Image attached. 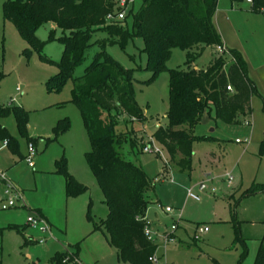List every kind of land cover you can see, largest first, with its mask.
Instances as JSON below:
<instances>
[{"label":"rangeland","instance_id":"1","mask_svg":"<svg viewBox=\"0 0 264 264\" xmlns=\"http://www.w3.org/2000/svg\"><path fill=\"white\" fill-rule=\"evenodd\" d=\"M4 1L0 0V125L17 142L6 146L0 138V170L16 185L26 205L18 201L14 207L0 208V259L3 264H53L52 258L65 252L75 254L68 264H129L118 259L105 231L94 229L109 210L86 160L91 145L81 114L70 101L72 81L67 79L58 88V68L42 56L59 59L63 44L51 40L42 52L31 46L15 24L4 18ZM142 4L143 0H133L126 19L111 23L123 22L132 30ZM214 21L226 51L207 47L193 65L206 69L215 53L231 57L234 49L255 90L251 109L239 123L217 119L214 107L205 112L194 128L198 138L193 143L190 170L171 162L167 150L153 137L157 124L168 123L169 70L186 69L188 51L174 48L166 69L152 82L143 83L153 70L147 65L142 36L106 47L123 66L135 69L136 98L145 119L122 121L119 131L134 130L135 134L116 148L154 179V186L146 192L149 208L145 216L162 264H254L264 235V191L259 189L264 184V8L252 10L247 0H219ZM52 30L56 39L62 35L60 27L47 22L38 28L37 36L47 40ZM110 35L105 29L92 33L93 45L75 74H82L101 50L97 41ZM17 115L26 118L22 124L26 132ZM64 119L70 126L57 131L55 127ZM31 140L38 150L33 167L24 159ZM151 142L161 153L143 150ZM62 159L67 171L87 187L78 195L66 193V178L57 171ZM228 174L233 176L231 181ZM3 190L0 182V198ZM166 207L173 211L166 212ZM37 212L47 223V232L27 225ZM10 224L22 231L9 228ZM172 225L177 226L174 231ZM198 226H208L209 231L196 240ZM170 233L174 235L165 242Z\"/></svg>","mask_w":264,"mask_h":264},{"label":"trees","instance_id":"2","mask_svg":"<svg viewBox=\"0 0 264 264\" xmlns=\"http://www.w3.org/2000/svg\"><path fill=\"white\" fill-rule=\"evenodd\" d=\"M218 1L143 0L134 15L132 30L123 22L120 25L107 20L109 14L117 15L123 10L119 0H5L3 3L4 18L14 23L22 37L38 51L42 52L51 40H60L63 44L59 59L42 56L57 66L58 88L67 79L72 81L70 101L81 114L91 145L85 154L86 160L109 210L105 219L94 224V229L105 231L123 263L162 264L150 260L156 254L157 244L146 234V228L151 226L145 218L149 206L146 192L154 186V179L116 148L135 134L134 130L119 131L120 123L145 119L136 98L135 69L123 66L106 47L117 42L123 45L130 38L142 36L147 65L153 70L152 77L143 83L152 82L166 69L174 48L188 51L187 68L169 70L168 123L157 127L153 137L167 150L171 162L182 170H190L193 143L198 138L194 128L205 112L214 107L217 119L229 124L239 123L251 109V96L255 90L240 54L234 49L230 50L231 57L215 53L206 69H197L193 65L207 47L215 49L223 44L214 21ZM262 8L264 0H252V10ZM47 22L60 27L62 35L56 39L53 36L55 30H52L47 40H41L37 30ZM98 29L107 30L110 38L97 41L101 43V50L84 72L77 75L75 69L86 61L87 52L93 45L92 33ZM228 86L233 90L229 91ZM17 121L25 125L26 118L17 115ZM24 125L21 130L26 132ZM69 126V120L64 119L55 129L64 131ZM0 138L8 145L17 142L1 125ZM57 164V171L66 178L68 196L78 195L87 188L67 171L63 159ZM259 189L264 191V184ZM9 228L22 231L18 225L10 224ZM73 257L75 254L61 252L52 258V262L68 264ZM0 264H3L1 259ZM254 264H264V235Z\"/></svg>","mask_w":264,"mask_h":264},{"label":"built area","instance_id":"3","mask_svg":"<svg viewBox=\"0 0 264 264\" xmlns=\"http://www.w3.org/2000/svg\"><path fill=\"white\" fill-rule=\"evenodd\" d=\"M133 0H119V3L121 7H123V10L120 11L117 15L109 14L107 17L108 21H112L114 19H119V20H124L126 17V10L130 2ZM248 2L252 3V0H247ZM219 51H226L225 45H218L217 46ZM227 89L229 91H232L233 88L231 86H228ZM238 142H241L240 140H237ZM248 142V141H246ZM8 142L4 141V145H7ZM143 150L145 152H151V151H156L158 153H161L160 149L156 148L154 143L151 142L148 145H145ZM37 155V148L34 144V142H29L28 144V149H27V154L25 157V160L28 162L30 166H34V158ZM229 181L232 180L233 176L231 174H228ZM0 182L3 183L4 185V190H3V197L0 198V208L1 209H8L11 207L16 206L17 202L20 201L22 202L23 205H26L25 200L23 198V195L18 191L16 185L10 180L8 177L7 173L5 171L0 170ZM191 196L197 198L193 194ZM166 212L171 213L173 209L171 207H166L165 208ZM27 225L39 229L42 232H47L48 231V225L43 219L42 215L40 213H36L35 216H32L28 219ZM177 228L176 225H172V230L174 231ZM209 231L208 226H198L196 233H195V239L198 240L201 236V234L206 233ZM146 234L149 235V237L152 240H155V235L153 234V230L151 229V226L146 228ZM171 235L165 236V242H168L171 240ZM40 242H43V240H40ZM68 259H65L67 261ZM150 260L153 261L154 263H158L159 259L157 258L156 255H153L150 257Z\"/></svg>","mask_w":264,"mask_h":264},{"label":"crops","instance_id":"4","mask_svg":"<svg viewBox=\"0 0 264 264\" xmlns=\"http://www.w3.org/2000/svg\"><path fill=\"white\" fill-rule=\"evenodd\" d=\"M160 125H162V124H157V127H159ZM30 142H33V140H31ZM8 145V144H7ZM6 145V146H7ZM36 146V145H35ZM36 148H37V146H36ZM38 151V150H37ZM25 157H26V155L24 156V159H25ZM148 208H149V206H148ZM148 210V209H147ZM145 218H146V216H145ZM155 241V240H154ZM156 256H157V253L155 254ZM157 258H158V256H157ZM159 259V258H158Z\"/></svg>","mask_w":264,"mask_h":264}]
</instances>
